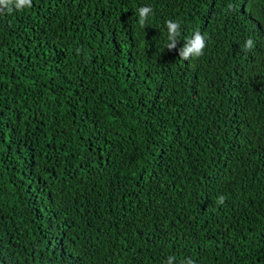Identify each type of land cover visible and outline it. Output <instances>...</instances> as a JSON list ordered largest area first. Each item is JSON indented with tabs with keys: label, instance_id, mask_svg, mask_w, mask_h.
<instances>
[{
	"label": "trees",
	"instance_id": "trees-1",
	"mask_svg": "<svg viewBox=\"0 0 264 264\" xmlns=\"http://www.w3.org/2000/svg\"><path fill=\"white\" fill-rule=\"evenodd\" d=\"M196 31L205 54L184 61ZM169 255L264 264V0H32L0 14V264Z\"/></svg>",
	"mask_w": 264,
	"mask_h": 264
},
{
	"label": "clouds",
	"instance_id": "clouds-1",
	"mask_svg": "<svg viewBox=\"0 0 264 264\" xmlns=\"http://www.w3.org/2000/svg\"><path fill=\"white\" fill-rule=\"evenodd\" d=\"M32 7V0H0V14L12 13L13 11H23ZM153 14V9L150 6H144L138 9V23L141 28L146 26L149 17ZM167 40L168 43L165 46L169 50L177 49V44L181 40V23L179 21L168 20L166 21ZM255 41L251 38L245 41V49L251 52L254 48ZM207 47V38L201 34L200 31H196L190 39L184 41L181 48L178 49V54L184 61H191L202 57L205 53L204 50ZM226 197L219 195L216 202L223 204ZM176 257L169 255L164 264H175ZM180 264H194L191 258H186L180 261Z\"/></svg>",
	"mask_w": 264,
	"mask_h": 264
}]
</instances>
